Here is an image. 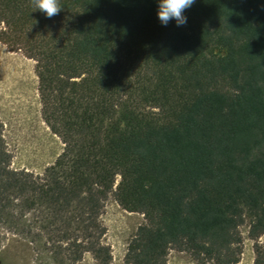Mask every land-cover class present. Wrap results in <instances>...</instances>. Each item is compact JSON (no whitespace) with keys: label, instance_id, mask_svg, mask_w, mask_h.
I'll return each mask as SVG.
<instances>
[{"label":"trees","instance_id":"1","mask_svg":"<svg viewBox=\"0 0 264 264\" xmlns=\"http://www.w3.org/2000/svg\"><path fill=\"white\" fill-rule=\"evenodd\" d=\"M59 3L48 18L0 0V41L36 61L43 120L64 143L42 174L13 170L0 130V222L59 264H111L113 195L146 218L126 264H167L172 248L239 262L246 217L264 234V0H197L181 27L161 25L156 0Z\"/></svg>","mask_w":264,"mask_h":264},{"label":"rangeland","instance_id":"2","mask_svg":"<svg viewBox=\"0 0 264 264\" xmlns=\"http://www.w3.org/2000/svg\"><path fill=\"white\" fill-rule=\"evenodd\" d=\"M38 79L36 61L0 41V130L10 168L42 174L63 151L64 143L43 120ZM119 179L120 176L117 182ZM104 203L102 220L107 231L103 242L111 248V264H126L129 242L139 226L146 223V218L141 212L124 209L113 195ZM21 210L17 208L15 212L19 214ZM32 214L26 212L24 219L31 218ZM250 227V218L246 217L240 226L243 252L235 264H254L255 244L264 241V234L253 238ZM19 230L18 226L0 222V264H59L48 251L36 249ZM75 264L99 262L92 253L86 252ZM167 264L201 263L190 252L172 248Z\"/></svg>","mask_w":264,"mask_h":264},{"label":"clouds","instance_id":"3","mask_svg":"<svg viewBox=\"0 0 264 264\" xmlns=\"http://www.w3.org/2000/svg\"><path fill=\"white\" fill-rule=\"evenodd\" d=\"M157 18L162 26H168L170 22H175L177 27L187 24L188 17L185 12L191 8L197 0H156ZM35 10L43 12L48 18L57 15L62 6L59 0H34Z\"/></svg>","mask_w":264,"mask_h":264}]
</instances>
